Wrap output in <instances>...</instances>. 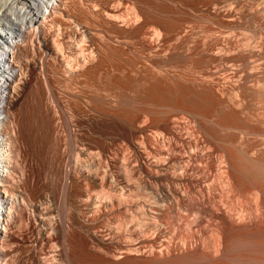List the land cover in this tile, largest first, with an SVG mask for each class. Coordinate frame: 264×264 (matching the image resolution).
<instances>
[{
    "label": "bare ground",
    "instance_id": "bare-ground-1",
    "mask_svg": "<svg viewBox=\"0 0 264 264\" xmlns=\"http://www.w3.org/2000/svg\"><path fill=\"white\" fill-rule=\"evenodd\" d=\"M75 1L0 0V264H264V74L250 66L252 54L226 56L243 63L237 80L209 82L233 118L182 122L175 110L140 106L132 117L120 91L99 95L67 81L94 65L103 35L82 11L112 27L136 20L146 45L147 10L125 15L79 0V12ZM160 33L148 44L158 46ZM32 130L41 147L29 142ZM36 159L47 162L44 175ZM187 212L195 216L183 225Z\"/></svg>",
    "mask_w": 264,
    "mask_h": 264
},
{
    "label": "rangeland",
    "instance_id": "rangeland-1",
    "mask_svg": "<svg viewBox=\"0 0 264 264\" xmlns=\"http://www.w3.org/2000/svg\"><path fill=\"white\" fill-rule=\"evenodd\" d=\"M98 1H99L98 4H99V7L101 8L100 9L101 11H103L105 9V6H108L109 4H114V5L116 4V6H120V8H122L123 13H125V15L132 12V9L135 11V9L138 10L139 6L140 7L142 6V8L145 11L147 10L146 12L149 15L147 17H148V20L150 21L148 24V26L149 25L150 26L149 27L147 26L148 34L147 33L144 34V35H146V36H144V38L146 37L148 39V43H150V41H151L150 39L153 38L151 36L154 35L152 33H155V31H158V32H161L160 34H161V38L163 39V41L161 40V42L159 43L160 45L158 44V46L155 44L152 45V44H148V43L146 45H143L144 43H142V42L140 43V41H141L140 38L142 37L143 34H141V36H139L140 33H137L138 32V24L136 23L137 22L136 20L132 19L133 21L131 20V23L128 26L127 25L123 26V24H121V22H119L118 25L113 24V27H112L111 26L112 24H108L107 22L104 21V19H101L103 17V15H100L101 17L97 16L98 18L97 17L92 18V15L89 12H87V10L85 12L82 11L81 15L83 16V18L87 19L88 21L90 19L91 20L90 22H94V23L96 22L95 24L98 25V27L99 26L101 27V28L99 27L101 30L100 34L101 35L103 34L102 36L104 37V39L102 36H100V37L98 36L99 38L95 37L96 43L94 42L93 45L96 44L97 46L96 45H94V46L96 49L97 48L98 49L96 50L95 63H94V65L90 66V68L92 67V70L90 68L87 69L88 72L85 70L86 73L84 72L83 75L81 74L82 78L80 76L79 82L76 79L68 80L67 81L68 83H70V84L73 83V85H70L72 88H75L78 85V87H77V89H78L79 85L81 83H83V81H84V83H83V84H85V85H83V87H85L84 89H86V88L88 89V87L90 86L89 87L90 91L93 90L91 92H94L95 94L96 93L99 95L105 94L106 91L109 92L110 90H112L111 92H112V96H113L116 94V93L114 94L113 92L119 93V91H120L121 93H123V95H122L123 99L125 98L126 102L129 101L128 103L131 106L129 108V110L134 109L135 112H139L138 108H140V107L155 110V112L157 111L158 113H160V115H162V114L166 115V114L174 112V110H175V112L179 113V115H177V118L180 121L183 120L182 122H186V120L192 116L193 117L194 116L195 117L196 116L202 117L203 115H204L203 117L206 118L207 120H209V119L219 120L220 119L221 121H224V120H228V119L233 118V115L229 112L228 108H227L228 112H226L227 111V109H226L227 104L226 103L228 101L222 102L221 100L219 101V99L213 98L210 95V93L207 92V90L209 91V87H210L209 85L211 82L213 83V81H222V80H228V81L233 80L234 81V80L238 79V76L240 77L241 69L239 70V68H241L243 66L242 65L243 63L241 61H235L236 63L235 62H233V63L229 62L228 63V61L226 60V56L231 54V56L236 55V56H242L245 58L251 57L250 59H252L253 60L252 62H254V63L250 62V66L252 67V69L255 72L259 71V72H257L259 74H264V0H98ZM75 3H76V5H73L72 8H74L76 11L80 12L81 9L85 10L84 7L83 8L81 7V9H80V6H82V5H80L81 2L79 0L78 1L76 0ZM241 3H243V4H241ZM128 10H129V12H128ZM151 12H152V14H151ZM82 13H84V14H82ZM151 18H153V19H151ZM114 25H115L116 29H114ZM104 28H107L108 30L107 31H106V29L103 30ZM109 28H111V29H109ZM124 28H125V30H124ZM154 29H155V31H154ZM109 30H111V31L113 30L112 33ZM151 30H153V31H151ZM108 31L110 32L109 33L110 35L108 34ZM118 31L120 32V34L118 33ZM130 34H132V35H130ZM121 36H122V38H121ZM133 37L135 38V40ZM125 38H127V41H124ZM138 38L140 39V41ZM147 39H145V40L147 41ZM116 40H118V41H116ZM235 40H237V41H235ZM231 41H232V43H231ZM104 42H107V43H104ZM114 42H115V44H114ZM246 42H247V44H246ZM227 43H228V45H227ZM103 44H105V45L103 46ZM118 44H119V46H118ZM100 46H101V48H100ZM102 48H103V50H102ZM194 48H196V50H194ZM220 49H221V51H220ZM156 50H158V51H156ZM255 50H257V51H255ZM131 51L134 53L135 56H133ZM160 51H162V52H160ZM219 51H220V53H218ZM222 51H224V52H222ZM250 51H251V53H250ZM240 52H241V54H240ZM245 52H246V54H245ZM258 52L260 53V55ZM130 53L132 54V56ZM122 54H124V55H122ZM256 54H257V56H256ZM125 55L128 57H126ZM138 55H140V56H138ZM253 55L256 56L258 60ZM112 56H114V57H112ZM119 56H122V57H119ZM202 56H203V58H201ZM99 57H100V59H99ZM137 57H141V59L140 58L137 59ZM213 57H214V59H212ZM123 58H124V60H123ZM102 59H103V61H102ZM132 59H133V62H132ZM149 59H150V61H149ZM134 60H136V61H134ZM139 60H140V62H139ZM142 60H143V63H142ZM151 60L154 62L157 61L160 64V66H162L160 69L161 71H163V72H161L162 74L160 73V71L158 72L157 68L154 66V62H152ZM160 60H162L161 63L159 62ZM115 61L116 62L118 61V62L116 63ZM221 61H222V63H221ZM255 61L256 62L259 61V62L256 63ZM137 62H138V64H137ZM103 63H105V64H103ZM102 64H103V66H102ZM224 64H226V65H224ZM147 65H149V66H147ZM217 65H219L218 68H217ZM223 65H224V68H221V67H223ZM93 66L95 68H93ZM140 66H141V68H140ZM145 66L147 67L146 70H144ZM151 66H154V67H151ZM229 66L231 67V69ZM233 66H235V67H233ZM227 67H229V68H227ZM232 67L235 69H233ZM255 67H256V69H254ZM122 69L123 70L125 69L124 70L125 73ZM126 69H128V70H126ZM147 69H149V70H147ZM134 70L137 73L134 72ZM139 70H141V71H139ZM113 71H116V72H113ZM132 71L137 76L135 74H132ZM208 71H209V73H208ZM220 71L221 72L225 71L226 73L225 72L221 73ZM103 73H105V74H103ZM106 73H108V75ZM155 73H156V75H155ZM142 74H144V75H142ZM87 75H89V76H87ZM123 75L125 76V78ZM216 75H217V77H215ZM130 76H131V79H130ZM150 76H151V78H150ZM218 76H219V78H218ZM83 77L86 79H84ZM155 77H156V79H155ZM109 78H110V80H109ZM134 78H136V79H134ZM211 78L213 81L211 80ZM253 79H255V78H253ZM253 79L250 80L252 82L254 81L253 86H252V83L251 84L249 83V85L252 86V90L254 91V89L256 90V88H258L257 87L258 82L256 79H255L256 82ZM87 80L89 82H87ZM91 80H93V81H91ZM102 81H103V83H102ZM110 81L113 85L111 83H109ZM123 81H125V82H123ZM127 81H129V82H127ZM68 83H67V85L69 86ZM118 84H121L123 87L121 85H120L121 86L120 87ZM100 86H102V88ZM113 87H116V88H113ZM80 88H81V85H80ZM105 89H107V90H105ZM260 91L261 90L259 88L257 89V91H254L255 93H257V94H255L254 100H256V98H257V101L259 100L260 95L262 93V91H261V93H260ZM125 92L128 93V94L126 93V97L124 94ZM258 93H260L259 96H258ZM257 101H254V102H257ZM259 103L260 102H257V105H259ZM129 104H128V107H129ZM137 104H139V105H137ZM224 104H226V107ZM224 107H225V109H224ZM157 108H158V110H157ZM131 110L129 111L130 114H127L128 111H127V113H125V110H123V113L130 115L132 117H134V115L138 114V113H135L134 111H131ZM222 112L224 113V115ZM219 113H220V115H219L220 117L218 116ZM225 113L227 114V116H225ZM214 116H215V118H214ZM225 117H226V119H224ZM33 131L34 130H32V134H30V136H29L30 137L29 139L31 140L29 142H31V143L36 142L35 143L36 145L35 144H33V145L35 147L36 146L41 147V146H39V144H40L39 142H41V139H39L40 137L36 138L37 132L36 131L33 132ZM33 133H36V134H33ZM38 147H36V148H38ZM70 151H72V150L71 149L67 150V154L69 155V156L68 155L67 156L69 157V159H70V156L72 158V156L75 155L74 153L70 154ZM44 152H43V154H44L43 157L48 158L46 156L47 155L46 152L45 153ZM73 157L75 158V156H73ZM41 158L42 157H40V159ZM45 158H43V159H45ZM74 158H72V159H74ZM36 161H38L37 166L39 163L38 167L41 171H43L42 174L44 175V173H45L44 169L46 170V168H47V162H45L43 164V163H41V161L39 159L38 160L36 159ZM28 190H30V188ZM187 214H189V213L188 212L186 213L185 220H184V218H182V220H184L183 225L185 222H187L191 219H194V216H195L194 212H191V214L188 215L189 220L187 219ZM204 222L205 223L202 222L203 225H201V226L204 227L205 229L210 228L208 225V221L204 220ZM206 226H208V227H206ZM179 228L180 227L172 230V232L174 231L173 233L175 235L174 237H175L176 241H178V240L181 241L180 240V237L182 236V235H180L181 234V230H180L181 228L180 229ZM209 233L210 232H208L206 230L205 233L202 234V240L207 239V240H203V242L204 241H205V243L209 242V240H210Z\"/></svg>",
    "mask_w": 264,
    "mask_h": 264
}]
</instances>
